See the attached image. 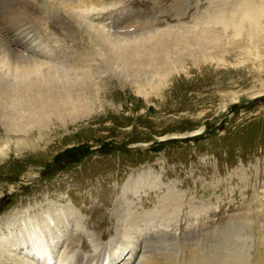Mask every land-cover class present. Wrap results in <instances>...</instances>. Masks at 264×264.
<instances>
[{
    "label": "rangeland",
    "instance_id": "obj_1",
    "mask_svg": "<svg viewBox=\"0 0 264 264\" xmlns=\"http://www.w3.org/2000/svg\"><path fill=\"white\" fill-rule=\"evenodd\" d=\"M71 1L90 7L86 20L64 11L48 21L45 8L25 19L57 59L78 53L91 90L0 117L34 116L31 132L0 123V264L38 255L31 237L50 244L51 264H115L123 236L162 226L178 238L164 264H191L193 249V264H264V0ZM94 26L114 46L146 44L129 78L107 81V65L85 60L102 51ZM120 27L142 32L128 39ZM19 35L39 48L33 32ZM162 38L174 43L155 44Z\"/></svg>",
    "mask_w": 264,
    "mask_h": 264
},
{
    "label": "bare ground",
    "instance_id": "obj_2",
    "mask_svg": "<svg viewBox=\"0 0 264 264\" xmlns=\"http://www.w3.org/2000/svg\"><path fill=\"white\" fill-rule=\"evenodd\" d=\"M3 2L5 5H3L4 12L1 16L5 18L6 20L5 22L7 23V28L3 30L2 28H0V117H3L4 115L5 116L11 115L14 112L17 113L19 112L20 107L22 108L23 106L27 107L28 105L32 104L34 101L36 102L37 100L42 99L45 102V101H49L50 99H56L58 97L60 98L62 95L66 93L78 92L80 90H82L83 92L84 91L90 92L91 85L88 82L89 80L87 78L78 77L79 75L77 76L76 66H78V64L82 62L79 59L75 60V57H77L78 53L76 51H75V54L74 52H71V51H69L68 53L65 52L66 60H68L67 62H63L61 61V59L60 60L57 59V57L62 56V55H60V51L58 49L55 50V48L57 47H55L53 43H50V41L52 42V40H50L47 37V35L44 34L41 30L39 32H36L35 27L32 24H30L31 21L25 19L26 15H34L39 10H42L43 8H45L48 21H50L49 19L50 17L55 18V19L58 17H63L65 19L64 11L65 12L69 11V13L75 12L74 17L76 18V20L78 19L80 20V22H82L83 20H86V18L88 17L89 15L88 12H89L90 7L88 5H85L82 2H76V1H71V0H46V1H43V0H3ZM41 3H44L45 7L41 6ZM63 21L65 24V27L66 26L71 27L70 24L66 22V20H63ZM94 27L97 30L96 32H94L97 34V36L95 34L93 35L94 37L96 36L95 38L100 37L98 45L100 46V49L102 48V51L100 55L96 56L95 53H93L89 58L85 60L91 59L93 62H95L94 63L95 66H98V67L107 65L105 69H110L109 70L110 73H107L108 71H102L99 74V70H101V68L98 69V76L101 77L102 73H104L106 76L105 80L107 81L108 80L115 81L116 76L118 77V79L125 78V77H121V75L129 78V73H130L129 63L136 62L135 60L136 57L139 58L143 56L142 53L141 54L139 53L138 49L140 48H137L140 42L138 41V43H136V41L132 42L130 40L131 41L130 46L129 44H127V46L125 47L123 45L114 46L113 43H107L103 41L109 36L108 33L105 35L104 30H101L99 32V28L97 26H94ZM66 29H69V28L66 27ZM72 30L74 31V29ZM22 31L27 34L33 32L34 37L39 39L38 40L40 43L39 48H37V46L32 47L30 46L31 44L30 45L26 44V42L21 37V35H19L20 33H23ZM141 32L142 31L139 32L138 30H134L133 32H130L128 28L120 27L114 33H119V35H122L123 37L129 39L130 37H133V35L138 36L139 34H141ZM74 34L72 33V35ZM97 41H98V38H97ZM157 43H159L160 45L162 44L165 48V46L167 47L169 45H172L174 42L172 40L162 38L161 40L158 39L155 42V44ZM140 44L141 46H143L142 43ZM53 46L55 48H53ZM145 46L146 44L143 47ZM143 47H141L142 50H143ZM57 51H59V56H57L58 55ZM53 60L54 62L57 60L58 62L56 63H61L60 67L58 66V64L54 65ZM53 65H54V70H53ZM72 67L74 68L73 70H72ZM51 68L53 71L51 70ZM55 69H56V72H55ZM93 84H95V82ZM42 100L40 101V103H38V105L39 104L41 105ZM24 104H27V105H24ZM49 104H52V103H49ZM29 108L30 106L28 107L27 110H29L30 113L29 112L28 113L31 114L32 110L34 109H32L31 107V110H30ZM33 108H35V106ZM36 108H39V107H36ZM47 109H50V108H47ZM47 109L42 108V111L44 112V114L47 111ZM5 116H4V119L6 118ZM36 116L37 115H35V117ZM25 117L28 121V118L30 117L33 120L34 116H30V117L25 116ZM26 119L23 122H20L19 120L18 121L11 120L12 122L7 120V121H0V123L4 125L6 130L8 128L9 130H18V131L20 130V131L31 132L33 128H30L27 126L28 130H26L27 128L25 127L26 126L25 124H27ZM45 120L48 122L47 119ZM42 123H46V122H42ZM40 124L37 125L39 128L41 127ZM147 217H150V216H147ZM121 219H122V222L119 225H117L115 228V234L116 235L118 234L117 237H119L120 236L119 234L120 233L122 234V232L125 230L124 228V224L126 222L125 220H128L130 222V218L126 219L122 217ZM109 222H108V225H109ZM126 225H127V222H126ZM164 227L165 226H162L157 231L155 232L153 231V233L147 232L150 234L144 235L141 238L139 236L140 234L138 236L134 235L133 237L130 234V238L128 239L124 238L123 236L122 242L124 244L125 255L122 256L121 254H118L117 257H113L116 260L115 264H164L166 251L171 250L172 252L177 253V245H178L177 243L178 238L175 236V234L169 232V230H167ZM104 231L105 230L103 229V231L101 232H104ZM100 235H102V233H100ZM119 239L121 240V236ZM140 239L142 240L140 241ZM139 241H140V244H139ZM28 242H29V245H32V249L29 250L30 253H32L34 250L37 251L38 253V255L32 254L34 255L35 258L40 255L39 258L43 260L45 264L46 263L51 264L53 259H52V250L51 248L48 249L50 247V244L46 245L43 243L39 247V248H42L40 250L39 248H36V245H35L36 243L32 237L28 240ZM51 245H53L52 241H51ZM207 247L208 245L206 247H203L202 253H200L201 251L200 250L199 255L201 258H203V261L205 260L208 262L209 256L203 253V251H205ZM135 249H138V250L134 252ZM190 254H191L190 257H187V260L189 263L191 262V264H193V262L195 261L194 249L191 251ZM32 255H28V254L26 255L23 252L22 256H20L19 259L17 258V261L20 260L18 262H21V264H40V263H37L36 260L30 259L28 257ZM77 261H80V259Z\"/></svg>",
    "mask_w": 264,
    "mask_h": 264
}]
</instances>
